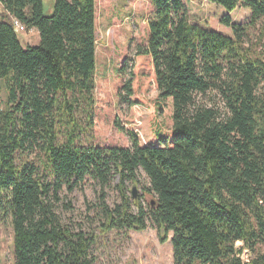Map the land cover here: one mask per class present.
Instances as JSON below:
<instances>
[{
    "label": "trees",
    "instance_id": "1",
    "mask_svg": "<svg viewBox=\"0 0 264 264\" xmlns=\"http://www.w3.org/2000/svg\"><path fill=\"white\" fill-rule=\"evenodd\" d=\"M208 2L228 13L219 22L231 36L190 24L184 0H151L148 39L135 50L159 101H170V138L147 144L116 123L130 146L100 148L76 144L93 125L95 0H52L49 15L43 0H0V203L13 264H94L92 236L62 224L54 205L87 179H117L122 203L110 210L102 196L106 231L149 222L173 264H264V0ZM238 8L246 23L232 21ZM15 23L36 30L39 45L24 49ZM122 93L131 105L130 78ZM139 172L155 198L146 210L126 195Z\"/></svg>",
    "mask_w": 264,
    "mask_h": 264
},
{
    "label": "rangeland",
    "instance_id": "2",
    "mask_svg": "<svg viewBox=\"0 0 264 264\" xmlns=\"http://www.w3.org/2000/svg\"><path fill=\"white\" fill-rule=\"evenodd\" d=\"M43 1L45 15L51 14L52 0ZM184 3L190 24L231 36L230 30L219 22L221 17L228 14L223 8L210 4L208 0H184ZM152 12L151 0H95L93 125L87 132L89 135L82 134L76 144L100 148L129 147V136L120 132L115 126L116 123L126 132H138L137 136H141L147 144H157L160 136L162 140L170 138V101H159L149 60L135 56L136 48L147 42V19ZM229 15L234 23L241 24L247 22L250 12L238 8ZM16 33L24 49L39 45L40 39L36 30L26 32L18 28ZM126 58L127 69L123 75L121 67ZM129 78L133 89L131 105L122 101L124 93L121 98L118 94L122 83ZM3 94L0 91V108L5 101ZM80 125L87 128L85 121H81ZM137 180V185H127L126 195L130 204L139 202L146 210L155 198L148 191L150 184L143 172L138 173ZM133 188L136 189L134 196ZM2 196L0 193V198ZM102 196L104 204L110 210L122 203L117 179L104 188L87 179L72 193L61 192L59 201L54 203L55 212L62 224L70 226L74 232L81 231L94 239L90 251L94 264H173L170 242L161 243L157 231L149 222L146 230L141 232L106 231ZM5 209L6 203L1 199L0 264H13V230ZM131 209L132 212L136 211L134 206ZM237 246L240 247L241 243ZM241 258L246 261L249 253L243 252Z\"/></svg>",
    "mask_w": 264,
    "mask_h": 264
},
{
    "label": "built area",
    "instance_id": "3",
    "mask_svg": "<svg viewBox=\"0 0 264 264\" xmlns=\"http://www.w3.org/2000/svg\"><path fill=\"white\" fill-rule=\"evenodd\" d=\"M15 25H16V27L17 28H19V26H18V24L17 23H15ZM21 31L23 30L22 28H19Z\"/></svg>",
    "mask_w": 264,
    "mask_h": 264
},
{
    "label": "water",
    "instance_id": "4",
    "mask_svg": "<svg viewBox=\"0 0 264 264\" xmlns=\"http://www.w3.org/2000/svg\"><path fill=\"white\" fill-rule=\"evenodd\" d=\"M135 190H136L135 188L132 189V194H133V196H134V192H135Z\"/></svg>",
    "mask_w": 264,
    "mask_h": 264
},
{
    "label": "crops",
    "instance_id": "5",
    "mask_svg": "<svg viewBox=\"0 0 264 264\" xmlns=\"http://www.w3.org/2000/svg\"><path fill=\"white\" fill-rule=\"evenodd\" d=\"M48 1H49V0H48ZM48 1H47V2H48ZM0 7H1V5H0Z\"/></svg>",
    "mask_w": 264,
    "mask_h": 264
}]
</instances>
